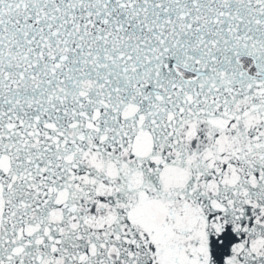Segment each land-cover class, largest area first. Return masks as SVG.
<instances>
[{"label": "snow or ice", "instance_id": "obj_1", "mask_svg": "<svg viewBox=\"0 0 264 264\" xmlns=\"http://www.w3.org/2000/svg\"><path fill=\"white\" fill-rule=\"evenodd\" d=\"M0 264H264V0H0Z\"/></svg>", "mask_w": 264, "mask_h": 264}]
</instances>
